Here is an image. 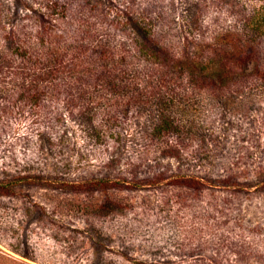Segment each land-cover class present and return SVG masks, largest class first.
Listing matches in <instances>:
<instances>
[{"label":"rangeland","instance_id":"374dc122","mask_svg":"<svg viewBox=\"0 0 264 264\" xmlns=\"http://www.w3.org/2000/svg\"><path fill=\"white\" fill-rule=\"evenodd\" d=\"M53 1L67 43L115 37L137 52L150 29L174 59H204L210 47L220 60L232 30L257 48L244 65L226 62L232 77L251 83L264 71V38L247 25L264 0H0L2 24L19 32L26 15L33 31ZM199 92L181 98L179 109H193L179 142L152 135L156 99L120 94L72 111L64 94L34 104L10 89L0 100V264H264V91ZM172 173L216 185H173L163 179ZM91 179L118 183L69 185Z\"/></svg>","mask_w":264,"mask_h":264},{"label":"trees","instance_id":"16d2710c","mask_svg":"<svg viewBox=\"0 0 264 264\" xmlns=\"http://www.w3.org/2000/svg\"><path fill=\"white\" fill-rule=\"evenodd\" d=\"M17 2L25 3L24 0ZM57 7L56 1L49 4V17L38 11L34 22L40 25L33 31L27 30L23 22L26 15L21 17L22 24H18L17 20L19 32L15 30L16 25L12 20L6 29L0 16V100H10V89L34 104L44 96L50 98L64 94L65 99L61 102L64 107L72 111L78 107L88 112L93 111L90 105L97 100H109L120 94L130 98L145 96L149 102L151 99L157 101L155 105L159 117L157 122L151 120L148 125L152 135L162 140L168 134L176 133L181 142L184 138L181 133L189 132V128L186 129L187 120L183 118L184 111L188 110L189 113L193 109V103L189 101L187 109L178 108L187 89L200 92L219 90L222 96H225L224 92L246 86L258 93L264 91V71L257 69L255 79L251 78V83H248L250 75L234 78L231 70H227L226 62L235 61L244 65L251 57L248 51L251 53L257 49L254 43L244 41L246 38L232 30L226 31L219 39L220 44L227 47L221 53L220 60L210 52V47V55L204 59L190 57L180 60L172 58L165 49L157 48L150 29H143L142 37L139 34L137 52L113 43L115 37H96L87 44L82 39L72 41L74 36H71L69 43L62 41L64 35L54 30L56 18L53 15L59 11ZM247 25L251 36L264 38V3ZM149 70L152 72L149 73ZM229 94L236 97L234 93ZM84 105L87 109L82 107ZM171 113L178 114L180 119L172 117ZM165 149V154L179 156L177 144L169 143ZM161 178L156 177L153 183ZM163 179L173 185L194 188L216 185L212 180L194 175L172 173ZM117 183L116 180L91 179L69 185L107 188ZM131 184L139 186V182ZM224 185L236 187L228 182Z\"/></svg>","mask_w":264,"mask_h":264}]
</instances>
